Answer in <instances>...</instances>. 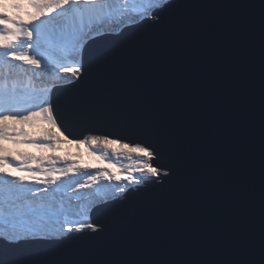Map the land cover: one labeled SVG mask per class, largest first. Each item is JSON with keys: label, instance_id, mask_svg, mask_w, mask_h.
I'll list each match as a JSON object with an SVG mask.
<instances>
[{"label": "water", "instance_id": "1", "mask_svg": "<svg viewBox=\"0 0 264 264\" xmlns=\"http://www.w3.org/2000/svg\"><path fill=\"white\" fill-rule=\"evenodd\" d=\"M250 2L257 7L173 0L159 21L90 43L81 77L51 92L65 138L103 127L107 135H93L152 145L161 152L154 164L172 169L166 182L138 185L91 213L105 236L126 240L125 251L104 259L222 260L229 245L258 238L260 46L258 0Z\"/></svg>", "mask_w": 264, "mask_h": 264}, {"label": "snow or ice", "instance_id": "2", "mask_svg": "<svg viewBox=\"0 0 264 264\" xmlns=\"http://www.w3.org/2000/svg\"><path fill=\"white\" fill-rule=\"evenodd\" d=\"M172 0H0V141L31 143L42 150L55 152L62 143L51 132L28 137L23 128L44 122L59 130L50 100L51 90L62 81L79 79L83 74V55L89 44L110 35L118 23L134 14L141 20H151ZM233 7L255 8L250 0H233ZM11 10V14H9ZM260 58V228L258 238L246 237L222 251L229 257L212 261H174L171 264H264V0H258ZM255 18H249L254 25ZM127 27V24H126ZM107 54L97 58L103 62ZM23 82L7 77L20 65ZM50 76L51 85L37 87ZM26 93L30 107L18 111L15 97ZM21 137L23 139H15ZM67 139V137H66ZM69 143L85 145L97 159L107 160L106 136L91 135ZM119 142V141H116ZM128 151H112L113 156L126 157L133 163L95 170H82L76 159L55 155L16 157L0 148V264H128L103 257L126 250L125 238L117 233L105 236L103 225L91 221L92 208L73 204V200H88L100 195L99 181L109 182L113 199L121 198L133 185L166 182L172 169L154 164L161 152L152 145L136 143ZM62 163L63 166H59ZM34 165V166H30ZM113 170H109V169ZM163 168V171L161 170ZM24 174L14 176L13 172ZM122 173L126 175L121 176ZM155 178V179H152ZM115 181V184L111 182ZM75 185L72 188V185ZM71 189V191H69ZM87 190V191H85ZM107 193H105V197ZM76 234H79L76 236ZM73 238L81 243L71 249L63 247ZM168 264V262H160Z\"/></svg>", "mask_w": 264, "mask_h": 264}, {"label": "rangeland", "instance_id": "3", "mask_svg": "<svg viewBox=\"0 0 264 264\" xmlns=\"http://www.w3.org/2000/svg\"><path fill=\"white\" fill-rule=\"evenodd\" d=\"M9 14H10V10H9ZM135 19V21L139 20V17H136V16H133ZM142 21V20H141ZM120 26V25H119ZM118 29V27H115ZM114 30V29H112ZM115 31V30H114ZM75 80L73 79L71 81L74 82ZM15 98H23V99H26L27 101L25 103H29V97L28 95H25L24 93H19ZM30 107V103L29 105L25 106L24 108H28ZM9 124L12 126V127H16V128H23L24 132L27 134L28 137H33V136H37L45 131H48V132H51L49 130V126L48 124L42 122V123H39L38 125H35V126H29V125H15L13 124V122H9ZM55 129V128H54ZM56 130V129H55ZM57 131V130H56ZM52 133V132H51ZM53 134V133H52ZM57 139H59L62 143L60 144V146L62 147H66L67 148V152L66 153H62V155H67L63 158L65 159H68V160H71V159H76V160H82V156L84 157H87L88 159H95V160H98L96 157L101 155L102 154V151H103V148H104V145H101L100 147H96L95 145H93L92 147L93 148H96V152H95V155H89V151L91 149H86L85 145L83 144H80L77 146V144L75 143H69L67 141L66 138H64L58 131H57V134H53ZM88 136H84V138H86ZM19 139H23L21 137H18ZM109 141H112V143H109L107 144V148H108V156H109V159L108 160H113L115 162H117L120 166H127L128 164H131L133 163V161H130L128 160L126 157H117V156H113L112 155V151L115 150L116 152H123V151H128L129 149L128 148H122L121 145L122 144H127V143H120V142H116L114 140H109ZM22 143H18V145H21ZM27 144V143H26ZM31 144V143H30ZM33 145V144H31ZM34 147H36L35 145H33ZM59 146V147H60ZM130 147V146H129ZM132 147V146H131ZM38 148V147H36ZM68 148H70V150H68ZM38 150H41V153L42 149L38 148ZM11 151V150H10ZM74 152V153H71V152ZM48 153H52L50 151L47 150ZM54 153V152H53ZM57 157H61V156H57ZM62 165V164H60ZM107 167V166H106ZM104 168V167H103ZM111 193H114L110 190L107 191V194H111ZM103 200H101L100 202L96 203V205H100L102 203Z\"/></svg>", "mask_w": 264, "mask_h": 264}, {"label": "bare ground", "instance_id": "4", "mask_svg": "<svg viewBox=\"0 0 264 264\" xmlns=\"http://www.w3.org/2000/svg\"><path fill=\"white\" fill-rule=\"evenodd\" d=\"M132 16H133V15H132ZM133 21H134L133 18L127 20V21H126L127 26H129V24H131ZM125 26H126V25H125ZM110 31L112 32V30H110ZM13 63L20 65V67L14 69V70L12 71V74H11L10 76L7 77V82H8V84H9V87H10V85H12L13 80H18V81H21V82H23V81L25 80V77H24V76L21 74V72H20V68H27V67H28V66H26V65H22L21 62H13ZM3 79H5V77H4V76H0V80H3ZM45 84H47V85H51V84H52V80H51V77H50V76H46L44 82H38V83H37V87H44ZM66 85H70V81H62V82H60V85L57 86V87L66 86ZM49 130H50L53 134H57V131H56L54 128L49 127ZM16 139H19V138L17 137ZM31 146H33V145H31L30 143H29L28 145L26 144V145H23V146L21 145V146H20V145H18V143H13V144H10V145H9L7 141H0V148H5V149L10 148V149H14V150L22 151L23 153H27V152H28V149H30ZM68 150H70V148H68ZM56 151H57V150H56ZM56 151H55V152H56ZM42 153H45V156L55 154V153H53V152L50 154V153L47 152V150L42 151ZM71 153H74V152L72 151ZM6 154H7V153H6ZM21 156H28V154H26V155H25V154H24V155H20L19 158H20ZM30 166H34V165H30ZM81 169L84 170V169H88V168H87V167H81ZM88 170H89V169H88ZM89 171H91L92 174H95V170H93V171H92V170H89ZM114 195H115V193H113V194H111V195H109V196H106L105 199H108V200H114V199H113V196H114ZM93 203H94L93 201H90V203H84V202H81V204H84V205L89 204L88 207H89L90 205H92ZM81 204H80V205H81ZM92 209H93V208H92Z\"/></svg>", "mask_w": 264, "mask_h": 264}, {"label": "clouds", "instance_id": "5", "mask_svg": "<svg viewBox=\"0 0 264 264\" xmlns=\"http://www.w3.org/2000/svg\"><path fill=\"white\" fill-rule=\"evenodd\" d=\"M173 1V0H172ZM168 6V5H167ZM133 16H135L134 14H133ZM132 16V18H133V20L135 19L134 17ZM146 20V19H145ZM151 20H154V18L153 19H151ZM141 22V21H140ZM136 24H138L135 20L131 23V24H129V26H127V27H131V26H134V25H136ZM126 25V24H125ZM125 25H123L122 27H119L120 28V31H119V33L122 31V29H124V28H127ZM118 33V34H119ZM118 34H116V35H118ZM113 36H115V35H113ZM60 133H61V131H60ZM62 134V133H61ZM63 135V134H62ZM84 136H90V135H85V134H83L82 135V138L84 137ZM120 143H123V142H120ZM127 145H129V144H127ZM135 144H132V145H130V147L131 146H134ZM101 166V165H100ZM99 166V167H100ZM119 167H121L120 165H118ZM100 168H102V167H100ZM152 179H155V178H152ZM136 186H138V185H133V186H131V188L132 189H135V187ZM140 186H142V185H140Z\"/></svg>", "mask_w": 264, "mask_h": 264}, {"label": "trees", "instance_id": "6", "mask_svg": "<svg viewBox=\"0 0 264 264\" xmlns=\"http://www.w3.org/2000/svg\"><path fill=\"white\" fill-rule=\"evenodd\" d=\"M83 132H85V135H93V134H100V133L107 135L105 128L99 127V126L95 128L93 131L87 130Z\"/></svg>", "mask_w": 264, "mask_h": 264}]
</instances>
